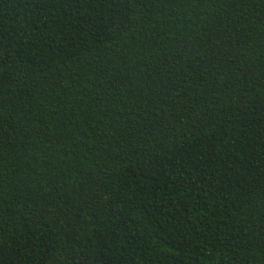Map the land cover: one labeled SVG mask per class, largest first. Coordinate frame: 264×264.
I'll list each match as a JSON object with an SVG mask.
<instances>
[{"label": "trees", "instance_id": "1", "mask_svg": "<svg viewBox=\"0 0 264 264\" xmlns=\"http://www.w3.org/2000/svg\"><path fill=\"white\" fill-rule=\"evenodd\" d=\"M0 264H264V0H0Z\"/></svg>", "mask_w": 264, "mask_h": 264}]
</instances>
